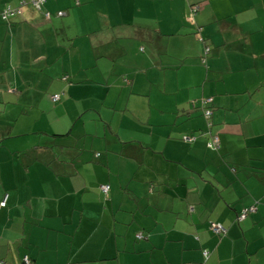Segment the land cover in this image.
Here are the masks:
<instances>
[{"label": "crops", "instance_id": "0c3cea01", "mask_svg": "<svg viewBox=\"0 0 264 264\" xmlns=\"http://www.w3.org/2000/svg\"><path fill=\"white\" fill-rule=\"evenodd\" d=\"M24 1L0 0L23 6L0 17V260L264 264V0Z\"/></svg>", "mask_w": 264, "mask_h": 264}, {"label": "trees", "instance_id": "16d2710c", "mask_svg": "<svg viewBox=\"0 0 264 264\" xmlns=\"http://www.w3.org/2000/svg\"><path fill=\"white\" fill-rule=\"evenodd\" d=\"M32 2H33V0H31V1L28 0V1H24V4H25V3L32 4ZM6 7L15 8L16 11H19V13H15V14L9 16V17L6 18V19H3V18H2V11H3ZM22 7H23L22 4H21V6H19V7H12L10 4H4V5L1 7V9H0V17L2 18V20H3L4 22H9L13 17H15V16L21 14V12H22L21 8H22ZM58 99H59V98H58ZM58 99H57V100H58ZM52 100H53V99H52ZM53 101H54V100H53ZM206 111H209V112L211 113L210 109H208V110H206ZM204 114H206V112H205ZM209 115H210V114H206V116H209ZM209 117H210V116H209ZM215 138H217V137H212V139L210 138V140L207 141L206 146L209 147V148H214V149L218 148V147H219V139L217 138V142H214L213 140H214ZM193 139H194L193 137H189V138H187L186 140L191 141V140H193ZM97 155H98V154H97ZM102 185H105V184H102ZM100 190H101V185H100ZM109 191H110V187H109ZM109 191H108V194L105 195V194L102 192V190H101V192H102V194L104 195L105 198L108 197V195H109ZM2 202H3V201H2ZM2 202H1V203H2ZM4 202H5V201H4ZM1 203H0V205H1ZM4 205H5V203H4L3 205H1V206H4ZM221 226H222V225H221ZM222 227H223V231H221L220 234L223 233V232L225 231L224 226H222ZM137 237H138V238H142V237H143V234H142V233H139V234H137ZM203 254H204V256H207V255H208V252L204 250ZM0 261H1L3 264H6L3 260H0ZM23 264H30V261H29V259H28L26 256L23 258Z\"/></svg>", "mask_w": 264, "mask_h": 264}, {"label": "built area", "instance_id": "2783aa9c", "mask_svg": "<svg viewBox=\"0 0 264 264\" xmlns=\"http://www.w3.org/2000/svg\"><path fill=\"white\" fill-rule=\"evenodd\" d=\"M43 1H44V0H34L32 3H33L35 6L38 5V4H39V6H40V4H41ZM39 6H37V7H39ZM15 13H19V11H16L15 8L6 7V8L2 11V18H3V19H6V18H8L9 16H11V15H13V14H15ZM58 98H59V95H53V96H52V99H53L54 101H56ZM206 114H210V112H209V111H206ZM213 141H214V142H217V138H215ZM101 190H102V192H103L105 195H107V194H108V191H109V185H107V184H105V185H101ZM4 203H5V202L3 201V202L1 203V205H3ZM211 228H212V230H213L215 233L223 231V227H222L220 224H217L216 226L212 225ZM0 264H3V263L0 261Z\"/></svg>", "mask_w": 264, "mask_h": 264}, {"label": "rangeland", "instance_id": "374dc122", "mask_svg": "<svg viewBox=\"0 0 264 264\" xmlns=\"http://www.w3.org/2000/svg\"><path fill=\"white\" fill-rule=\"evenodd\" d=\"M43 2H45V0H44ZM43 2H42V3H43ZM36 6H39V4H38V5H36Z\"/></svg>", "mask_w": 264, "mask_h": 264}]
</instances>
